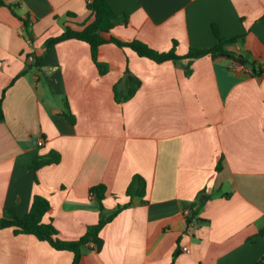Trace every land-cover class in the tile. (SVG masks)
Here are the masks:
<instances>
[{
  "label": "crops",
  "instance_id": "crops-1",
  "mask_svg": "<svg viewBox=\"0 0 264 264\" xmlns=\"http://www.w3.org/2000/svg\"><path fill=\"white\" fill-rule=\"evenodd\" d=\"M4 2L20 18L0 7V219L10 210L24 217L42 196L51 205L44 221L53 220L61 240L76 241L100 221L91 191L104 185V218L132 203L103 227L80 264H258L264 0H109L127 17L110 35L160 53L176 44L183 56L217 46L216 26L225 39H238L226 49L255 63L257 76L211 57L156 63L113 44L101 58L112 70L100 75L79 40L57 44L43 59L48 39L94 22L88 0ZM130 78L137 83L128 97ZM51 153L60 163L36 173L33 163ZM136 176L146 192L131 200ZM192 204L200 208L194 218L185 211ZM73 259L34 236L0 231V264Z\"/></svg>",
  "mask_w": 264,
  "mask_h": 264
},
{
  "label": "trees",
  "instance_id": "trees-1",
  "mask_svg": "<svg viewBox=\"0 0 264 264\" xmlns=\"http://www.w3.org/2000/svg\"><path fill=\"white\" fill-rule=\"evenodd\" d=\"M1 6H7L14 13L13 8L10 5H7L4 0H0V7ZM88 8L94 15V22L90 25H86L82 30L78 31L68 28L62 35L48 39L45 42L43 59H45L57 44L69 40H79L89 45L92 61L99 70L100 75H104L112 70L107 64L101 61L103 56L102 47L107 44H113L120 49L129 48L136 52L139 57L152 60L156 63H164L168 61L177 63L183 60L191 63L200 58L211 57L215 62L226 60L250 67L256 76L261 74V70L257 71L255 63L250 62L245 55L226 49V45L236 43L238 39H225L221 36L216 26L213 27V31L217 39V46L210 49H190L186 55L181 56L177 53L176 44H174L170 51L160 53L142 42H125L110 35L114 28L120 23L123 22L127 24V17L118 16L112 9L109 0H93L92 4H88ZM14 15L17 18H20L17 14L14 13ZM26 29H29L27 22ZM128 83V97H130L136 91L137 81L130 78ZM3 118L0 107V122L3 121ZM222 160L223 159H221L217 166V171H220L222 168ZM60 161L61 156L58 153H51L47 157H38L33 163L32 168L37 173L40 168L47 165L59 164ZM35 181L38 182L37 176ZM106 192L107 187L104 185H99L92 189L91 194L92 196H96L101 218L98 224L88 227L85 235L79 240L63 241L58 237V231L53 224V220L51 219L48 222L44 221L45 217L51 212L50 202L48 199L38 195L34 196L30 210L24 217L21 218L17 216L14 210L8 211L9 217L0 219V231L10 228L13 229L15 235L34 236L39 241L48 243L56 251L73 253L74 259L72 264H80L86 249L91 244L97 245L100 242L99 234L103 227L111 222L123 209L131 206L132 201L124 206H118L108 218H104L103 213L105 208L103 201L106 198ZM145 192V180L140 176H136L127 191V196L130 197L131 200L136 198L139 199L145 196ZM197 205L198 204H192L190 207L191 216L193 218L198 215L200 210ZM176 257L177 253L174 255V260ZM258 264H264V257L258 262Z\"/></svg>",
  "mask_w": 264,
  "mask_h": 264
},
{
  "label": "built area",
  "instance_id": "built-area-1",
  "mask_svg": "<svg viewBox=\"0 0 264 264\" xmlns=\"http://www.w3.org/2000/svg\"><path fill=\"white\" fill-rule=\"evenodd\" d=\"M92 2H93V0H88V4H92ZM43 144H44V141H43L42 139H40V140L38 141V145H39V146H43ZM185 211H186V215L190 216V214H191L190 210H189V209H186ZM92 246H93V245H92ZM92 246H91V247H92ZM183 251H184V252H189V249L186 248V247H184V248H183Z\"/></svg>",
  "mask_w": 264,
  "mask_h": 264
},
{
  "label": "rangeland",
  "instance_id": "rangeland-1",
  "mask_svg": "<svg viewBox=\"0 0 264 264\" xmlns=\"http://www.w3.org/2000/svg\"><path fill=\"white\" fill-rule=\"evenodd\" d=\"M224 62L228 63V61L224 60Z\"/></svg>",
  "mask_w": 264,
  "mask_h": 264
}]
</instances>
